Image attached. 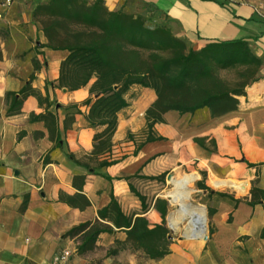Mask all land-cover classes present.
<instances>
[{
    "label": "crops",
    "instance_id": "crops-1",
    "mask_svg": "<svg viewBox=\"0 0 264 264\" xmlns=\"http://www.w3.org/2000/svg\"><path fill=\"white\" fill-rule=\"evenodd\" d=\"M48 1L0 0V264H52L63 249L72 252L65 264H264V199L251 202L252 189L264 190V0H104L111 11L138 14L153 8L159 21L195 49L212 41L246 40L262 65L235 109L217 116L208 108L167 112L151 131L162 139L151 142H146L145 113L156 93L132 87L112 138V157L126 158L102 168L90 161L94 136L103 129L91 127L86 118L89 107L83 102L90 86L59 87L68 52L42 46L47 38L34 10ZM26 85L38 96L27 95L20 111L10 114ZM74 104L79 112L70 107ZM46 112L54 115L55 140L45 120H32ZM68 118L73 120L66 127ZM189 165L207 173L211 186L212 178L226 180L231 186L223 188L234 191L203 192L209 221L205 239L176 241L169 233V253L153 259L134 247L130 228L99 218L113 194L127 217L145 216L151 227L161 224L154 204L163 197L149 198L136 180L161 182L145 177ZM130 184L146 197L145 209ZM97 219L109 230L92 250L78 254L80 237L66 234Z\"/></svg>",
    "mask_w": 264,
    "mask_h": 264
},
{
    "label": "trees",
    "instance_id": "trees-1",
    "mask_svg": "<svg viewBox=\"0 0 264 264\" xmlns=\"http://www.w3.org/2000/svg\"><path fill=\"white\" fill-rule=\"evenodd\" d=\"M34 18L40 22L47 38L42 46L68 52L61 65L59 87L74 91L90 86L89 97L83 102L89 107L86 118L91 127L103 128L94 136L90 158L98 168L115 165L126 158L125 155L112 157V138L118 126V113L128 106L126 94L132 87L141 86L156 93V100L145 113L149 131L146 142H151L162 139L154 137L151 131L155 124L164 122L167 112L184 115L208 108L217 116L235 109L237 97L257 79L262 65V59L246 40L212 41L195 49L159 21V13L150 7L148 13L135 14L123 9L111 11L104 0H49L36 7ZM19 94L8 111L10 114L20 111L27 95L38 96L30 85ZM70 107L80 111L78 104ZM33 119L45 120L50 138L55 140L51 112L32 115ZM72 120H66V127ZM196 142L201 144L202 140L196 139ZM84 167L90 168V165L84 163ZM166 175L145 178L163 182ZM197 186L211 193L205 180ZM130 189L145 209L146 197L131 184ZM218 194L228 197L226 193ZM251 195V202L256 203L260 197L264 199V190L254 188ZM154 207L163 220L153 227L145 216L134 220L127 217L113 194L110 203L98 214L100 219H108L116 227L130 228L134 247L156 259L169 253L166 247L170 233L166 221L169 202L157 198ZM107 230L97 219L73 227L66 235L80 237L77 251L81 255L92 250L98 237Z\"/></svg>",
    "mask_w": 264,
    "mask_h": 264
},
{
    "label": "bare ground",
    "instance_id": "bare-ground-1",
    "mask_svg": "<svg viewBox=\"0 0 264 264\" xmlns=\"http://www.w3.org/2000/svg\"><path fill=\"white\" fill-rule=\"evenodd\" d=\"M199 177L198 174H186L182 177L170 175L171 182L175 189L168 192L172 202L176 204L177 210L169 217L170 227L178 231L180 225L186 222L185 236L190 239H205L207 237V214L203 206L191 202L194 192L193 184ZM215 187H230L226 180L212 178ZM185 228V227H184Z\"/></svg>",
    "mask_w": 264,
    "mask_h": 264
},
{
    "label": "rangeland",
    "instance_id": "rangeland-1",
    "mask_svg": "<svg viewBox=\"0 0 264 264\" xmlns=\"http://www.w3.org/2000/svg\"><path fill=\"white\" fill-rule=\"evenodd\" d=\"M138 94V91L134 92V96H136ZM198 174L199 177L195 180L194 184H193V188L195 189L193 194H192V198H191V202L196 204V205H200L203 206L206 210V214H207V209L205 206V197L203 195V192L205 190L199 189L197 184L198 182H200L201 180H205V182L207 183V185L210 188H215L213 186L210 185V179L207 176V173H205L204 171H200L198 170L195 165H189V166H185L184 168H177L171 172H169L166 177H165V181L163 182H149L147 180H141V181H137L136 180V184L138 186V188L142 191V192H146L147 196L149 198L154 197L156 194L161 195L163 198L167 199L170 205V212L167 216V226L170 230V236L171 239L174 240H182V239H188L185 236V229H186V222L182 223L180 225V228L178 231H174L171 227H170V223H169V217L170 215L175 212L177 210V206L175 203L172 202L171 198L168 196V192L172 191L173 189H175V186L169 182V176L170 175H175L176 177H182L183 175L186 174ZM205 173V174H204ZM216 189H223V190H227V191H231L234 193V191H232L231 189L228 188H216ZM174 191V190H173ZM207 218H208V214H207ZM185 227V228H184ZM209 234V221L207 222V235Z\"/></svg>",
    "mask_w": 264,
    "mask_h": 264
},
{
    "label": "built area",
    "instance_id": "built-area-1",
    "mask_svg": "<svg viewBox=\"0 0 264 264\" xmlns=\"http://www.w3.org/2000/svg\"><path fill=\"white\" fill-rule=\"evenodd\" d=\"M72 255V252L67 249L60 250L56 252V254L53 257V262L52 264H65L68 262Z\"/></svg>",
    "mask_w": 264,
    "mask_h": 264
},
{
    "label": "water",
    "instance_id": "water-1",
    "mask_svg": "<svg viewBox=\"0 0 264 264\" xmlns=\"http://www.w3.org/2000/svg\"><path fill=\"white\" fill-rule=\"evenodd\" d=\"M117 88V87H116ZM170 177V176H169ZM169 238H171V236L169 237Z\"/></svg>",
    "mask_w": 264,
    "mask_h": 264
}]
</instances>
